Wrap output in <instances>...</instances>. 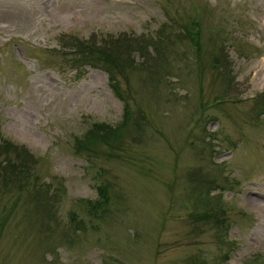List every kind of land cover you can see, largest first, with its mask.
I'll use <instances>...</instances> for the list:
<instances>
[{"label":"rangeland","instance_id":"374dc122","mask_svg":"<svg viewBox=\"0 0 264 264\" xmlns=\"http://www.w3.org/2000/svg\"><path fill=\"white\" fill-rule=\"evenodd\" d=\"M0 135V264H264V0H0Z\"/></svg>","mask_w":264,"mask_h":264},{"label":"trees","instance_id":"16d2710c","mask_svg":"<svg viewBox=\"0 0 264 264\" xmlns=\"http://www.w3.org/2000/svg\"><path fill=\"white\" fill-rule=\"evenodd\" d=\"M77 47H78L79 55H82V58H86L85 61H90L92 62L93 65L100 64L105 68L104 70L111 75V79L113 78L112 71L118 70L119 61L113 62L106 53H102V52L92 55V57H88V55H86L89 54L86 51L87 48H85L84 46L82 47L80 43H78ZM125 63L127 64V61H125ZM109 82L115 96L124 102L122 119L118 124L113 126L103 124L96 126L97 128H91L89 130V134L85 137L84 143L81 144L79 148H84L85 150L88 151H95L98 144H104L109 146V148H112L118 143L120 136L126 130H128L129 125L132 123V121H135L127 99L122 95V91L117 86L118 85L117 81L111 80ZM10 147H14V144L2 138L0 135V154L3 153L7 154L9 151H11ZM11 161L12 160L10 158H7L6 165L8 167H11L12 164ZM13 166H14V170L16 168L17 172L21 170V168H19V165L16 166L15 164ZM96 189L98 193L97 198L94 199L93 201H89L88 209L90 212H94V213L99 212L102 214L108 208V204L110 200L108 184H99ZM215 219L217 222H219L217 217Z\"/></svg>","mask_w":264,"mask_h":264}]
</instances>
